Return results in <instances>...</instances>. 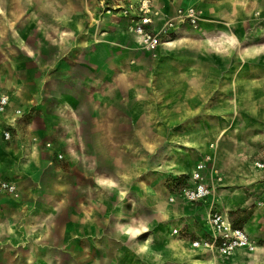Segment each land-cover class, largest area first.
I'll use <instances>...</instances> for the list:
<instances>
[{
    "label": "rangeland",
    "instance_id": "374dc122",
    "mask_svg": "<svg viewBox=\"0 0 264 264\" xmlns=\"http://www.w3.org/2000/svg\"><path fill=\"white\" fill-rule=\"evenodd\" d=\"M198 1L192 4L200 10L201 20L194 26L188 25L196 27L197 33L184 45L170 47L168 53L164 52L165 46L149 53L135 40L119 33L111 34L107 40L122 45L121 48L52 49L46 8L40 9L35 3H31L30 8L29 2L23 3V18L25 15L33 17L24 25L21 34L27 50L0 49V72L12 75L6 82L9 86L29 84L32 93L39 92L44 96L39 99L40 106L22 101L25 111L14 112L17 122L7 128L13 131L21 123L27 126H18L23 138L19 143L22 145L16 146L22 148H16L18 156H12L14 158L8 163L13 169L18 166L19 150L24 148L38 150V161L64 155L66 162L62 167L60 165L63 171L58 176L51 173L52 168L47 163L44 166L42 163V170L33 178L25 175L8 178L19 183L23 193L17 199L0 195L2 211L7 208L2 219L14 218L15 211L23 206L24 216L54 202L76 205L80 198L79 186L84 184L78 164V127L83 117L88 122L93 118L92 113H80V108L86 103L92 111L94 102L102 106L120 105L127 99H119L118 95H128L129 105L135 109L134 118L138 116L139 119L132 128L120 131V137L127 138L128 145H113L108 153L114 157L115 172L135 174L131 193L135 201L148 202L158 196L155 190L160 191L164 183L169 187L176 175L163 168L165 163L180 161L184 168L190 165L195 168L211 156L210 165H216L225 177L217 189L216 205H206L207 213L201 215V211L178 205L176 212L185 213L186 220L172 227L170 233L189 242L192 249L200 250L207 257L216 254V264H243L250 261L249 253L255 254L256 245L264 249V0ZM76 3L78 7L80 2L76 0ZM228 3L232 8L227 7ZM178 4L183 8L189 5L187 0ZM185 26L179 27L177 33ZM121 27L122 23L117 24L119 31ZM228 32H232L231 35H227ZM232 35L239 44L221 46L223 40ZM177 38L173 37L172 41ZM46 47L50 49L46 50ZM93 48L101 60L96 67L91 62L95 53ZM82 54L86 55L85 59L81 58ZM17 61L19 66L14 65ZM2 77L0 73V79ZM78 78L87 81L81 82ZM45 89H51L50 94L44 92ZM64 90L67 93L62 98L60 94ZM51 93L57 95L56 100ZM140 107L143 108L141 114L138 113ZM18 111H22V116L17 115ZM104 112L109 116L107 108ZM85 127L80 133L92 138V129L88 125ZM221 129L225 134L219 137ZM33 131L38 134L31 135ZM192 134L200 135L197 148L180 144L183 138ZM84 152L93 155V147H85ZM14 159L17 162L13 164ZM126 161L134 170L127 171ZM143 162H146L145 166ZM142 166L144 170L139 169ZM0 180L6 179L0 177ZM144 181L147 183L145 194L140 190L145 186ZM86 184L91 183L86 181ZM167 202L174 204L176 201L169 197ZM212 209L224 216L226 226L246 235L247 243L235 244L237 238L231 233L225 235V243L220 241L215 250L203 244L194 246L196 240H213L216 236L209 218ZM55 212L54 216H63L68 211ZM159 227L156 223L154 229ZM146 235L138 236L134 243L146 239ZM7 245L12 242L0 241V249ZM242 249L246 251L233 260L235 253ZM147 250L151 256L146 255L144 261L136 254L139 252H135V264L140 260L145 264H189L173 257L163 235L157 234ZM260 260L264 261V250ZM13 261V250L0 251V264H14Z\"/></svg>",
    "mask_w": 264,
    "mask_h": 264
},
{
    "label": "crops",
    "instance_id": "0c3cea01",
    "mask_svg": "<svg viewBox=\"0 0 264 264\" xmlns=\"http://www.w3.org/2000/svg\"><path fill=\"white\" fill-rule=\"evenodd\" d=\"M61 1L66 2L68 8H70L67 12L58 10L55 5L47 7L41 4L39 0H0V7L4 11V13L0 11V49L5 50L6 48H12L20 52L27 50V44L26 42H24L25 44L22 42L23 39L21 34L24 32V25L33 19L31 15H25L23 18V3L28 2L30 3V8L32 6L31 3H35L40 9L41 7L46 8V13L49 14L50 18H48L49 23L47 24V28L50 30L48 35H50V39L52 40L49 46L52 49L66 48L67 50H84L91 47L121 48L122 45L107 40L109 36H112L111 34L116 33L126 35L130 40H134L131 35L124 31L126 25L125 21L122 22V27L119 31L115 18L107 15L101 16L99 13L96 14V10L93 11L95 13L94 16L90 15L82 0H77L80 2L78 7L76 6V0ZM180 1L181 0H157V3L164 7L163 9L168 15H171L177 8L181 7V5L178 4ZM196 2L199 1L187 0L189 4L187 6L196 5L192 4ZM35 13H37V9ZM71 18L78 20V24L82 26V34L86 33L91 38H93V34L97 35V40H93V45L88 46L82 44V39L80 37L81 33L69 22ZM62 31L72 32L65 41L59 37V32ZM180 32L181 29L175 36L178 37ZM101 39L105 41H101ZM47 48L49 47H46V50H48ZM95 48L92 49V52L95 53L91 61L94 67L101 64V60L98 58ZM82 55L81 58L85 59L86 55ZM82 59H79L80 62H82ZM19 64V61H17L14 65L19 66ZM0 73L3 76L2 79H0V87L7 90L12 97V104L9 109H14L15 113L16 110L19 109L25 111L26 108L22 107V101L24 103L28 102L31 105L39 103L40 106L39 99L44 96L43 93H32L31 85L29 84H22V86L14 84L13 87L9 86L6 82L12 75L6 71ZM13 76L16 78L17 75L14 74ZM78 79H80L79 81L81 82L87 81V79L84 78ZM15 81L18 82V78H16ZM20 81L24 83L23 80ZM65 90L67 91V89ZM65 90L60 94V97L63 98L65 96L67 93ZM50 91L51 89L44 90V92L49 94ZM54 93L56 94V92ZM51 95L54 98L57 97V95L54 96L53 93H51ZM95 97L96 95H94V98ZM117 98L123 100L126 98L127 100L121 101L120 105L109 106H102L101 103L98 105L94 102L92 111L91 107L86 103L80 108V113H92L93 118L92 121L88 122L86 118L83 117V120L80 119L78 127V164L79 171L83 175L84 184L83 186H79L80 198L76 205L54 202L52 205L47 204L46 207L39 208L37 212H29L24 216L25 207L23 206L15 211L14 218L8 219H2L3 216L1 215L7 208H4L2 211L3 206H0V241L12 242V245H7L5 249H0V251L13 250L14 264H135V252H139L136 254H139L143 261L147 256H151L149 254L150 251L140 248L139 243L135 244L134 242L138 236L144 234H147L145 238L151 235H153L152 237L154 238L157 237V234H159L160 237L163 235L162 232L159 233L160 227L154 229L156 223L161 226V224L165 222H163L164 218L158 207L157 199L162 193H167L169 195L168 198H166L168 201L169 197L172 195L170 190L171 185L168 184L169 187L164 186V183L160 191L155 190L158 196H155V198L152 197L148 202L135 201V203L124 204L118 200L119 195L116 188L108 187V185H103L100 182L102 177L115 179L125 187L128 195L132 196V183L135 174L126 172L121 175L115 172L113 169V164H115L113 160L114 157L109 154L108 151L112 149L113 145H128V139L120 137V131L132 128V125H134L133 123L139 118L138 116L134 118L135 109L133 106L129 105L130 101L128 95H118ZM142 107H140L141 110L138 111L139 114L143 113ZM106 108L108 109L109 116H106V112H104ZM8 125H6L4 129H6ZM22 125L27 126L26 123H21L20 126ZM87 125L88 128L93 131L92 138H88L86 134L80 133V130L86 128L85 126ZM18 126L12 131L14 136L12 142L4 140V130L0 133V152L7 160L4 168L0 165V177L6 180H8V178L16 179L15 176L18 175H25L28 178H33L42 170V163L43 166L47 163L48 167L52 168L51 173L58 176L60 172L63 171L62 168H59L60 165L62 167L66 162L64 155L63 159H59L56 155H53L48 160L42 161L40 158L38 161L37 154L36 160H32L33 167L27 171L23 170L21 164L26 159V151L29 150L32 153L38 152V150H32L31 148L19 150L21 154L19 164L17 163L16 165L18 166H14V169L12 168L11 170L8 160L11 156H18L16 151L19 147L16 145H22L19 144L23 137L20 135ZM103 131L108 132L104 133ZM35 134H38V132L33 131L31 135ZM43 141L45 142L44 138ZM72 141H74V139H72ZM90 146L93 147V155L86 154L85 152L83 153L85 147L89 148ZM44 151L47 152V149ZM129 164L130 163L127 162V171L133 169V166L131 167ZM143 164L145 166L146 162H143ZM139 169L144 170L145 167L142 166ZM189 172L191 173V171ZM174 174L176 176L185 175L183 173ZM86 181H89L91 184L87 185ZM17 184L22 194V187L19 183ZM144 184L145 186H141L140 188L142 193L147 183L144 181ZM169 205L174 206L172 210L175 212L178 205H183L188 206L192 211H201L200 215L207 213L206 205H186L179 199H177L174 204ZM55 210H65L68 212L64 213L63 216H54L56 214ZM75 210L76 213H73ZM192 211H190L191 214L193 213ZM34 213H40L42 217L40 219L33 218L32 215ZM179 214H184L186 216L185 213ZM185 218L182 222L186 220ZM142 224L148 226L150 231L142 234H135L133 227H139ZM177 226L178 225H175L174 227ZM130 228L131 230L128 231ZM153 229L154 231L152 232ZM35 232H37V234ZM150 232L152 233L150 234ZM158 259H160V257H158ZM142 260H140L138 264H145Z\"/></svg>",
    "mask_w": 264,
    "mask_h": 264
},
{
    "label": "built area",
    "instance_id": "2783aa9c",
    "mask_svg": "<svg viewBox=\"0 0 264 264\" xmlns=\"http://www.w3.org/2000/svg\"><path fill=\"white\" fill-rule=\"evenodd\" d=\"M82 1L87 12L92 16L95 15L93 11L96 10V14L115 18L117 24L121 25L125 21L124 31L134 38L140 48L149 53H155L166 43L171 42L179 27L183 25L194 26L201 20V12L196 5L177 8L173 15H168L163 7L157 3V0ZM11 104L10 93L0 87V111H7ZM17 115L22 116V111H18ZM16 122L17 119L14 118V121L10 123L11 126H14ZM12 133L11 128L4 129V140L12 142L14 140ZM58 158L63 159V156L58 155ZM212 161L213 159L209 156L206 160L199 162L191 173L173 178L170 182L171 200L177 201L179 199L184 204L191 206L210 204L214 207L217 200L215 198L217 189L222 185L225 177L216 165H210ZM0 195L17 199L21 196V191L16 183L10 180H0ZM209 218L216 236L213 240H196L193 243L194 246L201 247L203 244L204 247L215 248L220 241L225 243V235L231 233L237 238L235 244L247 243L246 235L225 225L224 216L214 213L212 209Z\"/></svg>",
    "mask_w": 264,
    "mask_h": 264
},
{
    "label": "bare ground",
    "instance_id": "6f19581e",
    "mask_svg": "<svg viewBox=\"0 0 264 264\" xmlns=\"http://www.w3.org/2000/svg\"><path fill=\"white\" fill-rule=\"evenodd\" d=\"M41 4L50 7L51 5H55V7H57L58 10L67 12L68 6L66 2H63L61 0H39ZM236 1V0H233ZM227 7L232 8L231 3H228ZM0 11H2L4 13V11L1 9L0 7ZM72 26L81 33L82 31V26L78 24V20L77 19H72L71 21H69ZM203 31V30H202ZM72 32H67V31H62L59 32L60 35V39H64V41L66 40V38H68L69 35H71ZM196 27H190L188 25H186L180 32L179 36L177 39H173V41L166 43L165 45V49L164 52L168 53L170 47H174L175 45L181 44L184 45L185 43L189 42L190 39L189 37L191 35L196 34ZM232 32H228L226 33L227 35H231ZM101 35H103L102 33H100ZM93 38H91L88 34H82L81 33V39H82V44L84 45H93V42L95 40H97V35L93 34L92 35ZM94 40V41H93ZM231 43L234 44H239V41L236 39L235 36L232 35V37H227L225 38V40H223V42L221 43V46H225V45H229ZM138 44V43H137ZM217 48V47H215ZM30 54H33L32 52H30ZM168 55H165V57H167ZM136 63V62H134ZM209 112V110H206ZM148 119L150 121H154V119L152 117L148 116ZM14 121V109H9L5 112H1L0 111V133L4 130V128L6 127V125L12 123ZM170 125H173L172 122L169 120L168 121ZM160 125H158L159 127ZM161 127V126H160ZM190 128L192 127L191 125L189 126ZM225 134V131H223V129H221L219 131L218 136L222 137ZM182 142L180 143L181 145L188 147V148H197L199 141H200V135L199 134H192L189 135L188 137H185L181 140ZM38 152H30L29 150L26 151L25 153V160L22 162L21 167L23 168L24 171L30 170L31 167H33L32 165V160L36 158ZM11 158L13 159L14 157L11 156ZM10 158V159H11ZM9 159V160H10ZM36 160V159H35ZM6 158L3 156V154H1L0 152V165L4 168V165L6 164ZM17 161L14 159L13 160V164L16 163ZM38 163V162H37ZM13 166V165H12ZM12 166H11V170H12ZM163 168L168 172V173H187L189 171H193L194 167L192 165L187 166L186 168H184L183 166H181V162L180 161H175V162H167L165 163V165L163 166ZM159 169V168H158ZM100 182L103 185H108V187L111 188H116L118 191V195L120 198L121 203H135V199L132 196H129L127 191L125 190V187L118 181H116L115 179H110V178H101ZM168 194H164L162 193V195L157 199L158 202V207L160 209V212L162 214V217L164 218L163 220V224H161L160 228H159V232L163 233L164 239L167 242V245L169 246L170 249V253L177 257L180 258L181 260H185L188 261L189 264H216V254H212L209 255L210 257H207V255H205L204 253H202L200 250L199 251H195L194 249H192L190 247L189 242L186 243V241L184 242L181 238L175 237L170 233V230L172 229V227H174L175 225H179L182 220L186 217L184 214H179L176 213L174 210V206L169 205L167 202L168 198ZM50 216V215H48ZM47 216V217H48ZM33 218L36 219H40L42 217V214L40 213H34L32 215ZM122 229V228H121ZM130 229H128V231H130ZM133 231L134 233H146L148 231H150L149 227L146 226L145 224L140 225L139 227H133ZM37 234V232H35ZM153 235H151L150 237L143 239L141 241H139V246L142 249H147L150 248V246L152 245V242L154 241V237H152ZM214 249V248H213ZM215 250V249H214ZM254 252L255 254H251L249 253V257H250V261L245 262L243 264H264V261L260 260V254L261 252L264 250L262 249L260 246L256 245L254 247ZM246 250L242 249V250H238L235 253V257L233 258V260H235L237 258L238 255L243 254ZM211 253H213L214 251H210ZM49 262V261H48Z\"/></svg>",
    "mask_w": 264,
    "mask_h": 264
}]
</instances>
